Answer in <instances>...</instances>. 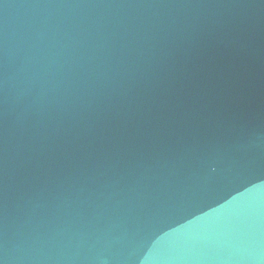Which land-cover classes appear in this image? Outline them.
Masks as SVG:
<instances>
[{"label": "water", "instance_id": "water-1", "mask_svg": "<svg viewBox=\"0 0 264 264\" xmlns=\"http://www.w3.org/2000/svg\"><path fill=\"white\" fill-rule=\"evenodd\" d=\"M0 264H264V0H0Z\"/></svg>", "mask_w": 264, "mask_h": 264}]
</instances>
